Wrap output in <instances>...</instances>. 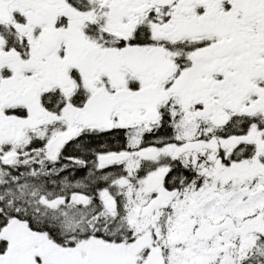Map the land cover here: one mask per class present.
Here are the masks:
<instances>
[{"label": "snow or ice", "instance_id": "6c2138e0", "mask_svg": "<svg viewBox=\"0 0 264 264\" xmlns=\"http://www.w3.org/2000/svg\"><path fill=\"white\" fill-rule=\"evenodd\" d=\"M0 264H264V0H0Z\"/></svg>", "mask_w": 264, "mask_h": 264}]
</instances>
